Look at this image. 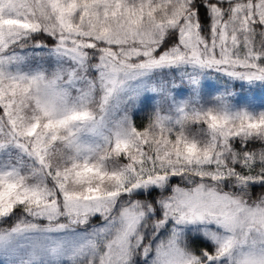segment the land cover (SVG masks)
<instances>
[{
    "label": "snow or ice",
    "instance_id": "6c2138e0",
    "mask_svg": "<svg viewBox=\"0 0 264 264\" xmlns=\"http://www.w3.org/2000/svg\"><path fill=\"white\" fill-rule=\"evenodd\" d=\"M0 264H264V0H0Z\"/></svg>",
    "mask_w": 264,
    "mask_h": 264
}]
</instances>
